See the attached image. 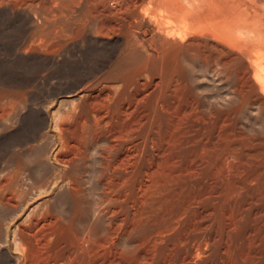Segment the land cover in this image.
Here are the masks:
<instances>
[{"label":"rangeland","instance_id":"374dc122","mask_svg":"<svg viewBox=\"0 0 264 264\" xmlns=\"http://www.w3.org/2000/svg\"><path fill=\"white\" fill-rule=\"evenodd\" d=\"M131 9L129 0H0V184L20 201L0 205V264H21L17 225L55 208L32 232L56 239V264L65 261L61 246L69 264H86L74 250L90 226L88 264H175L182 239L202 224L207 250L197 264H264V110L244 92L228 100L235 80L197 59L184 86V52L158 51L148 19L127 35L122 16ZM184 90L207 110L233 109L242 137L229 158L242 188L219 194L220 153L184 137ZM121 138L136 143L129 155H152L149 188L108 240L95 214L96 161Z\"/></svg>","mask_w":264,"mask_h":264},{"label":"bare ground","instance_id":"6f19581e","mask_svg":"<svg viewBox=\"0 0 264 264\" xmlns=\"http://www.w3.org/2000/svg\"><path fill=\"white\" fill-rule=\"evenodd\" d=\"M129 3L133 9L127 16H122V22L127 23L126 34L129 35L130 30L141 32L148 19V23L154 27L149 39L160 44L158 51L171 55L184 52V86L189 78L186 66L197 59L202 70L210 71L215 77H231L235 80L229 89L231 94L228 100L232 99V93L244 92L264 110V0H129ZM132 36L137 38L136 34L132 33ZM159 66L162 68V63ZM141 84L146 85L147 82ZM129 128L130 125L123 130ZM240 136L241 130L233 109L224 104L217 106L216 110H207L199 106L191 92L184 90V137L205 138L210 144L204 146L203 150L220 153L219 194L224 193L230 184L235 189L242 188L245 180L235 173L233 159L229 158L235 150V139ZM117 144L109 145L110 151L116 150L115 154H101L95 160L99 165L96 181L101 187V202L95 214L103 218L101 227L106 239L113 233H120L121 223L130 216L127 207L134 209L133 205L138 200L142 202L147 195L145 191L149 185L146 176L150 172L146 168L152 163L149 153L141 151L135 156L126 152L136 145L133 138H121ZM139 145L144 147L145 139ZM120 151L125 152L119 154ZM125 159L130 165L128 168L120 167ZM69 190L76 199L80 197L77 187ZM230 191L238 193L232 188ZM19 204L20 201L7 194V191L4 192L0 184V205L9 209ZM55 210L46 209L41 217L30 215L17 225L16 233L21 240V264H56L54 260L60 253L56 239L48 240V231L39 232V228L32 232L43 216H55ZM134 215L135 211L132 210L131 220ZM164 225L170 226L171 219L167 222L164 220ZM207 228V224H202L190 236L182 239L178 262L175 264L198 263L207 250ZM37 233L40 234L39 238ZM88 233L78 239L80 250H74L75 254L83 253L82 261L86 264L90 256L88 247L95 245L87 238ZM160 235L161 231H158L150 236L151 246H156ZM39 240L44 249L47 247L45 250L38 246ZM110 243L115 244L113 237ZM61 251L65 261L57 264H69L72 257L66 254L65 246H61Z\"/></svg>","mask_w":264,"mask_h":264}]
</instances>
